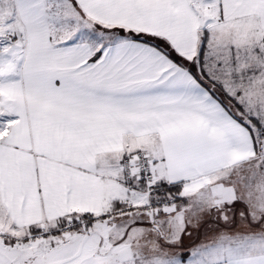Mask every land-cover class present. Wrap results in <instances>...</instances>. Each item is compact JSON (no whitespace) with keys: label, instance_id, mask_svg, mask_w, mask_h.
<instances>
[{"label":"snow or ice","instance_id":"1","mask_svg":"<svg viewBox=\"0 0 264 264\" xmlns=\"http://www.w3.org/2000/svg\"><path fill=\"white\" fill-rule=\"evenodd\" d=\"M0 264H264V0H0Z\"/></svg>","mask_w":264,"mask_h":264}]
</instances>
